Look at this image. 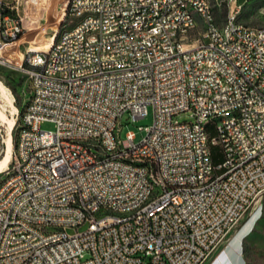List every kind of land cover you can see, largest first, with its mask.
Segmentation results:
<instances>
[{"label":"built area","instance_id":"2783aa9c","mask_svg":"<svg viewBox=\"0 0 264 264\" xmlns=\"http://www.w3.org/2000/svg\"><path fill=\"white\" fill-rule=\"evenodd\" d=\"M215 1L229 6L221 24L212 0H69L73 26L26 51L16 67L30 97L0 171V264L217 255L264 196V26L240 23L236 0ZM24 28L18 6L0 0V50ZM150 106L142 140L122 139V115ZM188 111L192 121L177 118ZM7 147L0 120V158Z\"/></svg>","mask_w":264,"mask_h":264},{"label":"rangeland","instance_id":"374dc122","mask_svg":"<svg viewBox=\"0 0 264 264\" xmlns=\"http://www.w3.org/2000/svg\"><path fill=\"white\" fill-rule=\"evenodd\" d=\"M13 2L18 6V13L23 18L25 15V6L28 0H4ZM69 0H43L41 8L34 7L31 9L33 16L31 20L25 19L24 33L15 42L6 45L0 50V55L6 57L7 62H0V81L11 90L7 84L15 86L19 92L21 107L24 108L30 97V86L27 75L23 70L16 67L23 59V55L30 49H45L52 41L60 35L64 30L73 26V19L68 16ZM241 5L237 19L240 23L249 26L263 27L264 26V0H236L231 5ZM229 6L223 3L217 8L216 14L220 21H224L227 17ZM10 60L12 63H10ZM11 93L13 94L12 90ZM15 97V95L13 94ZM13 97L15 104L16 97ZM5 103V101H4ZM21 115V108H18ZM9 113V111H8ZM15 113L10 114L11 118H15ZM19 115V117H20ZM180 121H192L191 111L183 112L177 116ZM4 127L6 124L0 117ZM154 120V112L152 107H149L148 115L144 118L134 120L129 112H125L120 118V137L125 139L128 132L135 134V141L139 142L145 136L146 131L141 129V126L151 125ZM19 123V121L17 122ZM44 130H55V123L47 121L42 124ZM209 136L215 135V126L209 124L207 126ZM16 140L18 130L15 129ZM212 162L218 166L224 161L223 150L221 146H212ZM223 172L220 170L219 173ZM5 176V173L0 174V182ZM241 222V223H240ZM230 232L225 246L232 247L235 252L230 251L228 261L230 264H264V196L257 201L242 218V220ZM221 248L219 250H221ZM228 248V249H230ZM229 252V250H227ZM219 252V251H218ZM223 258V257H222Z\"/></svg>","mask_w":264,"mask_h":264},{"label":"bare ground","instance_id":"6f19581e","mask_svg":"<svg viewBox=\"0 0 264 264\" xmlns=\"http://www.w3.org/2000/svg\"><path fill=\"white\" fill-rule=\"evenodd\" d=\"M42 5H43V0H28L25 6V15L23 17V21H25V19L31 20L33 16L31 9L34 7L41 8ZM49 46L46 47L45 49L49 48ZM8 61L12 63L10 60ZM13 97L14 96L11 93V90H9V88L5 86L2 81H0V117H2L4 123L7 126L6 131H7V143H8L6 153H4L0 158V171L1 168L5 167L8 163H10V161L13 158V144L11 142L10 130L14 125V119L10 117V114L15 113V111L17 110V106L13 103Z\"/></svg>","mask_w":264,"mask_h":264},{"label":"crops","instance_id":"0c3cea01","mask_svg":"<svg viewBox=\"0 0 264 264\" xmlns=\"http://www.w3.org/2000/svg\"><path fill=\"white\" fill-rule=\"evenodd\" d=\"M212 2L215 5V8H214L215 10L220 7V6L216 5V1L215 0H212ZM215 14H216V11H215ZM216 20L220 24L225 21V20L224 21H220L219 17L217 16V14H216ZM228 248H230V247H228ZM228 248L227 247L225 248V246H224L223 248H221V250H218L219 252H217V255L214 258L210 259L209 261H207L204 264H230L229 261H228L229 260L228 257L230 255V251L232 250L233 252H235V249L234 248L231 249L232 247L230 249H228ZM227 250H229V252Z\"/></svg>","mask_w":264,"mask_h":264},{"label":"trees","instance_id":"16d2710c","mask_svg":"<svg viewBox=\"0 0 264 264\" xmlns=\"http://www.w3.org/2000/svg\"><path fill=\"white\" fill-rule=\"evenodd\" d=\"M12 14L13 15H17V13H16V11H12ZM10 87H11V90H12V92H13V94L15 95V97H16V100H15V105L18 107V108H21V115L23 114V111H24V108H22L21 107V101H20V97H19V92H18V90L16 89V87L15 86H13V85H11L10 83H7ZM15 131V130H14ZM14 140H13V142H14V146L16 147V132L14 133ZM241 223V222H240ZM238 225V224H237ZM236 225V226H237Z\"/></svg>","mask_w":264,"mask_h":264}]
</instances>
